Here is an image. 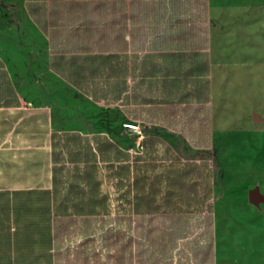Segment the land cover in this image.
Wrapping results in <instances>:
<instances>
[{
  "label": "trees",
  "instance_id": "1",
  "mask_svg": "<svg viewBox=\"0 0 264 264\" xmlns=\"http://www.w3.org/2000/svg\"><path fill=\"white\" fill-rule=\"evenodd\" d=\"M193 2L196 3L194 6L184 4L180 15L171 13L172 24H159L163 27L162 33L147 46L173 47L186 43V49L192 53L186 57L190 64L188 74L194 76L192 88L185 90L178 81H171L170 87L165 88L166 96L158 97L155 88L158 80L153 79L156 63H136L138 56L129 55L131 48L136 51L140 44H145L144 37L151 36L146 34L141 21L144 18L145 23L149 22L147 26L154 23V0L59 3L49 11L51 20L43 26L51 43L50 66L75 87L79 97L96 102L117 101L124 111H132L134 119L149 117L169 127L183 124L190 132L204 136L208 133V80L204 78L207 60L198 62L194 59L196 52L205 49L207 42V6L206 0ZM168 27L172 29L171 33ZM158 54L168 55L178 62L177 65L185 60V53L180 49ZM139 64L140 81L133 79ZM146 106L155 113L143 116ZM79 139L86 141L88 146L86 136L66 134L65 141L75 145L68 159L73 163L72 175L70 181L55 180L54 191L59 197L53 201V243L49 251L53 264H203L212 261L213 220L210 216L212 207L208 204L202 210L208 214L201 222L204 226L202 239L194 246L191 257L185 255L175 261L170 252L189 229L183 221L184 209L190 208L193 200L204 201L210 196V186L207 190L202 189L201 169L195 164L184 167L173 161L156 173L157 166L149 167L142 161L141 153L132 155L110 139L98 142L96 151L101 154V159L109 160L110 175L115 180L113 186L121 191L118 196L121 202L115 207L117 214L113 225L98 237L94 233L87 234L81 222L89 226L91 218L108 211L109 204L108 196L101 193V181L93 177L97 166L91 160L98 155L80 146ZM157 140L158 137H148L141 146L145 147L148 141L153 147ZM56 157L63 159L62 151ZM148 170L152 172L151 176L147 175ZM62 190L66 193L64 196ZM78 235L85 237L73 246L64 244ZM143 239L151 242L153 249L143 247ZM159 241V249L154 248ZM165 260L170 262L165 263Z\"/></svg>",
  "mask_w": 264,
  "mask_h": 264
},
{
  "label": "rangeland",
  "instance_id": "2",
  "mask_svg": "<svg viewBox=\"0 0 264 264\" xmlns=\"http://www.w3.org/2000/svg\"><path fill=\"white\" fill-rule=\"evenodd\" d=\"M20 17L18 0H0V30L13 27ZM206 26V54L210 69L206 109L208 133L204 136L190 132L183 124L169 127L149 117L134 119L132 111H124L117 101L96 102L75 97L74 88L44 74L51 84L50 96L58 94L69 101V110L62 112L66 118L65 125L79 127L78 130L89 141L88 146L86 141L79 145L98 155L91 161L96 163L101 193L108 196L109 209L91 218L89 226L81 222L87 234L94 233L98 237L113 225L117 214L115 207L121 202L118 198L121 191L113 186L115 180L110 175L109 160L101 159V154L96 151L98 142L106 139L132 155L141 153L142 161L149 167L157 166L156 173L169 167L173 161L184 167L195 164L201 169L202 189L207 190L210 186V196L204 201L193 200L191 207L184 209L183 221L189 229L170 250L175 261L185 255L191 257L194 246L202 239L204 226L201 222L208 216L206 212L202 213L205 205L212 207L210 216L218 225L224 208L220 199L224 198L234 206L241 200L248 201L247 194L251 189L264 194V0H207ZM0 41L6 42L5 39ZM157 95L160 97V93ZM71 109H75L76 114ZM151 112L147 108L142 115L151 116ZM152 136L158 137L154 146H149L147 141L142 147L143 141ZM65 137L61 136L59 143L65 153L64 158L68 160L70 150L75 147L68 145ZM147 175L151 176L152 172L148 170ZM65 176L69 177L67 171ZM214 211L217 214L215 219ZM84 237L73 236L72 241L66 240L64 244L73 246ZM142 243L143 247L153 249L147 239ZM159 245L160 241L154 248L159 249ZM169 262L165 260V263Z\"/></svg>",
  "mask_w": 264,
  "mask_h": 264
},
{
  "label": "crops",
  "instance_id": "3",
  "mask_svg": "<svg viewBox=\"0 0 264 264\" xmlns=\"http://www.w3.org/2000/svg\"><path fill=\"white\" fill-rule=\"evenodd\" d=\"M18 1L19 21L13 27L0 30V39L6 41H0V264H53L49 256L53 243V201L59 197L54 191L55 180L67 181L68 178L70 181L73 168V163L64 158L60 137L67 133L86 135L79 127L65 125L62 112L69 110L67 98L58 94L50 96L51 84L44 74L75 87L51 68V43L43 26L50 22L52 8L72 0ZM154 4V23L147 26L149 22L145 23L144 18L141 21L146 34L151 36L144 37L145 44H140L136 51L131 48L129 55L138 56L136 63H156L153 79L158 83L155 88L157 94L165 97V88L170 87L171 81H178L185 90L193 87L194 76L188 74L190 64L186 58L192 53L186 49V43L171 48L147 46L162 33L163 27L159 24H172V14L180 15L184 4L194 6L196 3L193 0H154ZM168 28L171 33L172 29ZM206 36L205 49L196 52L194 61L207 60L204 78L208 80L209 97L208 30ZM179 49L185 53L181 65L168 55L158 54ZM140 64L133 78L138 81L142 79ZM162 80L166 83L162 84ZM75 97H79L77 92ZM71 110L76 114L75 109ZM82 142L78 140L79 144ZM60 151L63 159L56 157ZM66 171L69 177L65 176ZM93 177L98 179L97 171ZM65 194L62 190V195ZM219 201H223L224 208L219 224L213 222V258L203 264H264V202L255 205L241 200L233 206L224 198ZM216 216L214 211V219Z\"/></svg>",
  "mask_w": 264,
  "mask_h": 264
},
{
  "label": "water",
  "instance_id": "4",
  "mask_svg": "<svg viewBox=\"0 0 264 264\" xmlns=\"http://www.w3.org/2000/svg\"><path fill=\"white\" fill-rule=\"evenodd\" d=\"M248 201L258 205L260 202H264V194H261L257 189H251L247 194Z\"/></svg>",
  "mask_w": 264,
  "mask_h": 264
},
{
  "label": "bare ground",
  "instance_id": "5",
  "mask_svg": "<svg viewBox=\"0 0 264 264\" xmlns=\"http://www.w3.org/2000/svg\"><path fill=\"white\" fill-rule=\"evenodd\" d=\"M82 106V105H81ZM87 107V106H86ZM77 109V108H76ZM87 109H89V108H87ZM85 111H86V109H85ZM83 113V112H82Z\"/></svg>",
  "mask_w": 264,
  "mask_h": 264
}]
</instances>
